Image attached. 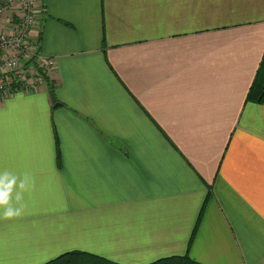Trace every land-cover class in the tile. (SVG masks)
<instances>
[{
	"label": "crops",
	"instance_id": "obj_1",
	"mask_svg": "<svg viewBox=\"0 0 264 264\" xmlns=\"http://www.w3.org/2000/svg\"><path fill=\"white\" fill-rule=\"evenodd\" d=\"M41 4L53 74L0 101V264H264V0Z\"/></svg>",
	"mask_w": 264,
	"mask_h": 264
},
{
	"label": "built area",
	"instance_id": "obj_2",
	"mask_svg": "<svg viewBox=\"0 0 264 264\" xmlns=\"http://www.w3.org/2000/svg\"><path fill=\"white\" fill-rule=\"evenodd\" d=\"M38 3L0 0V23L6 20L4 29L0 28V101L13 91L42 85L53 74L54 60L41 57L38 37L31 39L40 20L42 4Z\"/></svg>",
	"mask_w": 264,
	"mask_h": 264
},
{
	"label": "trees",
	"instance_id": "obj_3",
	"mask_svg": "<svg viewBox=\"0 0 264 264\" xmlns=\"http://www.w3.org/2000/svg\"><path fill=\"white\" fill-rule=\"evenodd\" d=\"M47 79V78H46ZM47 81V80H46ZM48 87L50 91L53 90L54 86L49 83ZM246 101L261 104L264 102V55L259 64L257 73L255 75L254 81L248 91ZM46 264H116L109 262L101 257L83 253V252H71L64 254ZM150 264H197L190 260V258L185 256H175L165 259H160Z\"/></svg>",
	"mask_w": 264,
	"mask_h": 264
},
{
	"label": "water",
	"instance_id": "obj_4",
	"mask_svg": "<svg viewBox=\"0 0 264 264\" xmlns=\"http://www.w3.org/2000/svg\"><path fill=\"white\" fill-rule=\"evenodd\" d=\"M49 96H50L51 102H52V104H54V108H55V106H57V105H55V98H54V95H53V91L49 92Z\"/></svg>",
	"mask_w": 264,
	"mask_h": 264
},
{
	"label": "clouds",
	"instance_id": "obj_5",
	"mask_svg": "<svg viewBox=\"0 0 264 264\" xmlns=\"http://www.w3.org/2000/svg\"><path fill=\"white\" fill-rule=\"evenodd\" d=\"M4 215L5 216H11V215H13V213L11 211H5L4 212Z\"/></svg>",
	"mask_w": 264,
	"mask_h": 264
},
{
	"label": "rangeland",
	"instance_id": "obj_6",
	"mask_svg": "<svg viewBox=\"0 0 264 264\" xmlns=\"http://www.w3.org/2000/svg\"><path fill=\"white\" fill-rule=\"evenodd\" d=\"M39 1L41 2V0H36L37 3H38ZM38 4H39V3H38Z\"/></svg>",
	"mask_w": 264,
	"mask_h": 264
}]
</instances>
